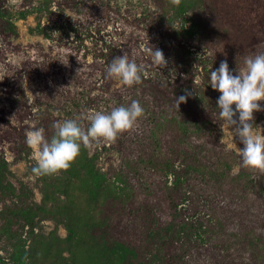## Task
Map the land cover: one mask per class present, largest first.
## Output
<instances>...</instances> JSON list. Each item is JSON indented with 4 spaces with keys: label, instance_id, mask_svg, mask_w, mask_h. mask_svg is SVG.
Masks as SVG:
<instances>
[{
    "label": "rangeland",
    "instance_id": "374dc122",
    "mask_svg": "<svg viewBox=\"0 0 264 264\" xmlns=\"http://www.w3.org/2000/svg\"><path fill=\"white\" fill-rule=\"evenodd\" d=\"M153 47L168 61L161 72ZM259 52L264 0H0V264H264V170L242 166L243 144L219 118L220 93L208 85L221 61L236 74ZM123 53L144 66L140 84L105 78ZM183 70L194 97L213 109L208 132L236 178L192 185L193 209L217 222L201 240L167 247L175 176L166 164L176 165L180 123L200 107L193 99L175 107ZM132 99L144 108L132 129L82 144L67 170L34 176L27 131L43 127L50 139L54 122L73 118L86 129L90 111ZM253 115L264 133V110Z\"/></svg>",
    "mask_w": 264,
    "mask_h": 264
},
{
    "label": "clouds",
    "instance_id": "9594fccd",
    "mask_svg": "<svg viewBox=\"0 0 264 264\" xmlns=\"http://www.w3.org/2000/svg\"><path fill=\"white\" fill-rule=\"evenodd\" d=\"M149 55L158 71L167 67L162 50L153 47ZM243 65V69L235 70L234 74L228 62L221 61L219 67L210 72L208 85L220 93L216 100L219 118L232 138L238 137L243 144V148H237L242 166L264 170V133L254 123L253 115L264 110L260 103L264 101V52L245 57ZM104 75L106 79L131 87L142 82L144 66L123 53L111 59ZM170 75L174 80L172 72ZM190 95L192 93L175 97V107L179 108ZM143 115L141 103L132 99L126 106L113 107L110 111H90L86 116V129L76 118L56 121L52 125L54 134L48 139L43 127H33L25 135V143L35 160L32 173L40 177L67 170L79 156L82 144L101 139L114 142L119 134L132 129ZM221 129L224 132V126Z\"/></svg>",
    "mask_w": 264,
    "mask_h": 264
},
{
    "label": "trees",
    "instance_id": "16d2710c",
    "mask_svg": "<svg viewBox=\"0 0 264 264\" xmlns=\"http://www.w3.org/2000/svg\"><path fill=\"white\" fill-rule=\"evenodd\" d=\"M187 70H183L181 75L174 81V85L177 86L178 97L180 95L192 93L193 81L188 77L189 72ZM169 86L171 85L169 84L164 87V93L169 89ZM192 99L200 106L195 113L198 115H194L193 122L186 120V122L180 123L178 138L182 140H179L178 144L180 147H178V154L175 160L176 165L170 163L169 160L167 161L168 163L166 162L167 169L171 168L169 172L173 173L175 176L173 185L167 191L168 196L169 193H172L170 194L172 202L170 205L171 213L169 215L171 220L166 221V225L164 226L165 230H163V241L164 245L167 247L175 246L177 243H181L182 240L186 243H190V241H194V239L201 240L205 234H207L209 227L211 228L217 222L215 220L211 222L204 216H200V214L196 212V209H193L191 204L194 202L190 197L186 198V195L193 189L192 185L197 187L199 184L205 186L221 184V186H223L225 184L222 183L223 180L232 181L236 178L231 172L232 161L228 153L220 150L216 142L212 140L211 133L209 134L208 132L209 127L212 125V120L208 118L207 115L213 109L209 107V105L205 106L203 101L199 102L197 98L194 97V93H192L186 101L189 102ZM203 116H206V118L204 119ZM187 124L189 128L190 125H192L196 129L194 133L199 137V139L194 142L196 146L190 144L193 140L191 137L194 133L191 136L187 134L190 131H188V128H185ZM210 155L214 156L213 161L210 159L207 160V158H210ZM204 156H206V160L209 164L204 161L202 162V160H204L202 157ZM95 175L96 177L104 176L103 174L100 175L98 172H95ZM207 177H209V179L206 181ZM238 178H240L238 179L239 181H242V179H246V175L240 174ZM238 180L236 181L238 182ZM158 184H162V181H158ZM120 190L122 191L123 189L120 188ZM183 197L186 198L184 202H189H187V204L184 202H181V204L177 203L182 200ZM223 202L226 203L225 200ZM216 211L217 210H215V212ZM215 212H213L212 208L213 217H217ZM216 217L215 219L217 220Z\"/></svg>",
    "mask_w": 264,
    "mask_h": 264
}]
</instances>
